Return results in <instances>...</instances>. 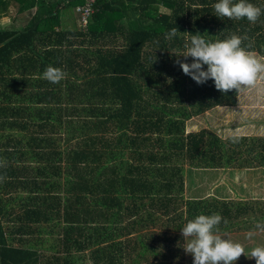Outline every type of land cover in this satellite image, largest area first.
<instances>
[{
	"label": "trees",
	"instance_id": "1",
	"mask_svg": "<svg viewBox=\"0 0 264 264\" xmlns=\"http://www.w3.org/2000/svg\"><path fill=\"white\" fill-rule=\"evenodd\" d=\"M88 2L0 0V18L35 8L0 27V264H185L181 229L195 217L219 214V233L254 229L262 200L185 195L186 166L264 167V136L187 132L239 91L197 84L176 61L193 62L177 55L195 34L247 35L242 46L264 56V14L219 18V0H94L86 23L66 27ZM49 65L65 79H44Z\"/></svg>",
	"mask_w": 264,
	"mask_h": 264
},
{
	"label": "clouds",
	"instance_id": "2",
	"mask_svg": "<svg viewBox=\"0 0 264 264\" xmlns=\"http://www.w3.org/2000/svg\"><path fill=\"white\" fill-rule=\"evenodd\" d=\"M216 16L228 19L246 18L255 23L262 14L264 7L254 5L248 0H219L214 4ZM178 28H172L165 36L171 39L177 35ZM248 40L247 35L233 34L230 38L216 42H208L200 35H192L190 44L185 43L186 51L177 55L192 57L193 62L176 61L182 71L191 76L197 84H203L212 79L215 88L227 93L230 90H241L244 87H254L257 81L264 79V57H258L242 46ZM156 59V58H155ZM204 65L207 68H204ZM65 72L58 67L49 65L42 77L50 83L58 84L65 79ZM232 143L239 142L240 137L233 134L227 137ZM0 168H6V163H0ZM4 177L0 176V180ZM219 214L199 215L182 227L183 246L186 254L193 256V264H235L245 255L255 258L256 264H264V247H255L246 254L244 246L239 242L222 237L218 226L222 221ZM226 223V221H225ZM256 227L264 230V224L257 223ZM254 235L252 231L248 238Z\"/></svg>",
	"mask_w": 264,
	"mask_h": 264
},
{
	"label": "rangeland",
	"instance_id": "3",
	"mask_svg": "<svg viewBox=\"0 0 264 264\" xmlns=\"http://www.w3.org/2000/svg\"><path fill=\"white\" fill-rule=\"evenodd\" d=\"M34 10L35 8L26 11L24 14H15V19L11 16H5V18L1 17L0 24L6 22L15 26H23ZM74 12L73 15H68L66 20H63V24H66L68 28H73L78 24V22H75L76 17H74L80 14L78 8H76ZM12 15H14V13H12ZM252 53L258 57H264L256 52ZM203 128L212 130L222 138H227L233 134L264 136V79L258 80L254 87H244L239 90L237 104L232 106H216L205 111L203 114L191 117L186 123L187 132L198 131ZM250 172L256 173V170L252 169ZM184 176L187 183L185 195L188 198L191 196L204 197L208 194H216L235 200H250L252 197L255 198L260 197L262 194L264 195V175L251 174L244 168H220L215 171H205L204 169L186 166ZM255 188L259 190L258 194H256V192H251V197L249 194H246L248 191ZM254 200L263 201L262 213L264 214V200L257 198ZM258 222L264 224V220L257 221L254 226H256ZM250 231H252L254 235L248 238L247 234ZM219 234L234 242L241 243L245 248L246 254H250L255 247H264V230L257 227L249 230L239 229V231ZM193 259L191 254H186L185 264H193ZM84 264H92V262L89 260ZM235 264H256V259L254 257L249 258L245 255H241Z\"/></svg>",
	"mask_w": 264,
	"mask_h": 264
},
{
	"label": "crops",
	"instance_id": "4",
	"mask_svg": "<svg viewBox=\"0 0 264 264\" xmlns=\"http://www.w3.org/2000/svg\"><path fill=\"white\" fill-rule=\"evenodd\" d=\"M22 14V13H21ZM24 14V13H23ZM17 15V14H16ZM5 18V17H4ZM30 18V17H29ZM14 19V18H13ZM1 23H2V21H1ZM1 26V28H5L6 26H9V24L8 23H4V24H0ZM229 168H232V167H229ZM198 169V168H197ZM199 169H203V168H199ZM216 169H220V168H207V169H204L205 171H208V170H216ZM221 169H224V168H221ZM244 169H246V171L247 172H249V173H251V174H263L264 175V167H256V168H244ZM256 170V173H252V172H250L251 170ZM256 177H258V176H256ZM185 184H186V186H187V183H186V180H185ZM257 185V184H256ZM262 190V189H261ZM251 192H256V194H258L259 193V190L258 189H252V190H250V191H248L246 194H249V196H250V193ZM209 195H214V194H208V195H206V196H209ZM216 195V194H215ZM191 196V195H190ZM206 196H204V197H206ZM216 196H218V197H225V196H219V195H216ZM191 197H193V196H191ZM251 197V196H250ZM228 198V197H227ZM255 198H257V199H263L264 200V195L262 194L260 197H255ZM254 197H252L250 200H254L255 199Z\"/></svg>",
	"mask_w": 264,
	"mask_h": 264
},
{
	"label": "built area",
	"instance_id": "5",
	"mask_svg": "<svg viewBox=\"0 0 264 264\" xmlns=\"http://www.w3.org/2000/svg\"><path fill=\"white\" fill-rule=\"evenodd\" d=\"M88 5L84 6V7H80L78 6V11H79V15L81 20L83 21V23H86L88 17L90 16V14L92 13L93 9H92V4L94 2V0H88Z\"/></svg>",
	"mask_w": 264,
	"mask_h": 264
},
{
	"label": "bare ground",
	"instance_id": "6",
	"mask_svg": "<svg viewBox=\"0 0 264 264\" xmlns=\"http://www.w3.org/2000/svg\"><path fill=\"white\" fill-rule=\"evenodd\" d=\"M67 249V248H66ZM42 252V251H41ZM41 254V253H40Z\"/></svg>",
	"mask_w": 264,
	"mask_h": 264
}]
</instances>
